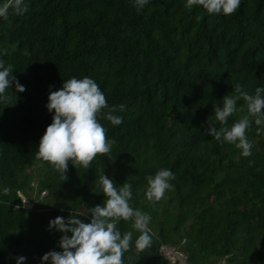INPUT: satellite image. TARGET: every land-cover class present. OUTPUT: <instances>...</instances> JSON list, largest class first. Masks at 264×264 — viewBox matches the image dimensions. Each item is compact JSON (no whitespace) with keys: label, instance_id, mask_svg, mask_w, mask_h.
<instances>
[{"label":"trees","instance_id":"trees-1","mask_svg":"<svg viewBox=\"0 0 264 264\" xmlns=\"http://www.w3.org/2000/svg\"><path fill=\"white\" fill-rule=\"evenodd\" d=\"M186 3L149 0L138 12L135 0H25L24 15L10 11L9 21L0 19V59L25 88L11 86L10 99L0 100V264H16L19 256L41 264L45 253L61 251L64 233L26 213L20 195L59 197L62 209L52 218L67 220L103 205L102 173L117 187L130 183L132 207L151 216L152 245L139 254L140 232L132 220L119 221L121 233L133 232L124 264H168L160 246L183 254L184 264H264V131L257 134L253 120L248 157L205 133L208 120L221 127L215 107L237 84L249 94L264 87V0H241L232 15ZM73 77L93 79L122 123L98 116L115 141L112 154L97 155L88 169L69 161L62 181L36 154L54 114L46 107L49 92ZM246 114L238 110L228 126ZM160 169L174 174V188L152 204L146 177ZM25 170L36 173L33 187ZM90 215L77 218L88 223Z\"/></svg>","mask_w":264,"mask_h":264},{"label":"clouds","instance_id":"clouds-1","mask_svg":"<svg viewBox=\"0 0 264 264\" xmlns=\"http://www.w3.org/2000/svg\"><path fill=\"white\" fill-rule=\"evenodd\" d=\"M148 2L149 0H135L137 11ZM240 4L241 0H187L185 6H202L209 15H232ZM10 11L12 15L22 16L28 11V6L25 0H4L0 3V19L9 21ZM13 71L12 65L5 66L0 59V100L10 99L6 93L11 86H15L16 92L25 91L24 86L13 76ZM234 91V95L223 97V107H215L214 118L221 127L217 129L208 120L205 133L220 143L234 144L242 156L248 157L252 154L253 143L246 132L253 120L259 126L257 134L264 131V87H257L254 94H249L237 84ZM11 97H14L12 93ZM240 100L244 101V105L238 109L237 102ZM46 107L54 114L51 124L40 139L36 155L52 164L61 173L62 181L67 180L65 173L68 171L69 161L74 167L88 169L97 155L112 154L115 141L107 138L106 129L98 122V116H103L113 126L120 125L122 117L113 115L117 109L109 107L105 94L93 79L73 77L64 81L61 88L49 92ZM104 109H107L106 113L102 111ZM119 110L123 111L124 106H119ZM238 110H246L247 114L229 127L228 118ZM173 179L175 176L168 169H160L155 175L147 176V189L144 193L147 201L155 204L162 200L166 191L173 190L174 186L170 183ZM99 185L106 199L103 205L88 209L87 213L91 214L90 222L85 223L77 218L87 213L70 215L67 220L57 216L49 221L50 230L64 235L59 239L61 251L50 250L45 253L41 257V264H124V253L132 249L133 232L121 233L117 227L120 220H132L133 228L140 232L135 240L137 254L151 247L152 237L148 228L151 216L132 207V185L125 182L117 187L103 173L99 176ZM10 192V188L3 189L5 195ZM68 233L71 235H67ZM15 259L16 264H24L26 258L19 256ZM223 263L227 264L225 261Z\"/></svg>","mask_w":264,"mask_h":264},{"label":"rangeland","instance_id":"rangeland-1","mask_svg":"<svg viewBox=\"0 0 264 264\" xmlns=\"http://www.w3.org/2000/svg\"><path fill=\"white\" fill-rule=\"evenodd\" d=\"M23 173L28 174L30 176L29 186H34V181L37 178L36 173L31 170H25ZM20 179V175H18V180ZM18 195V193H17ZM21 203H23V208L26 213L32 214L34 216L41 214L47 220H53L51 212L52 210L61 211L62 209V201L60 198L45 199V195L41 192L37 198L33 197L32 193L27 194V197L21 196ZM28 215H24L23 218L27 219ZM159 254L165 258L168 264H184V256L180 254L175 248L169 246H163V248L158 249ZM223 258L216 259L214 264H223Z\"/></svg>","mask_w":264,"mask_h":264},{"label":"built area","instance_id":"built-area-1","mask_svg":"<svg viewBox=\"0 0 264 264\" xmlns=\"http://www.w3.org/2000/svg\"><path fill=\"white\" fill-rule=\"evenodd\" d=\"M223 264H225V263H223Z\"/></svg>","mask_w":264,"mask_h":264}]
</instances>
